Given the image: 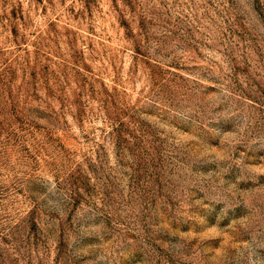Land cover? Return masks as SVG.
<instances>
[{
	"label": "rangeland",
	"instance_id": "obj_1",
	"mask_svg": "<svg viewBox=\"0 0 264 264\" xmlns=\"http://www.w3.org/2000/svg\"><path fill=\"white\" fill-rule=\"evenodd\" d=\"M0 264H264V0H0Z\"/></svg>",
	"mask_w": 264,
	"mask_h": 264
}]
</instances>
